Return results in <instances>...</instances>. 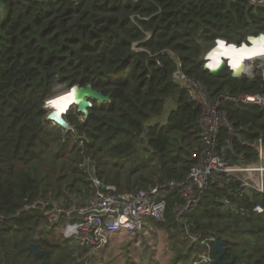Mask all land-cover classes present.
I'll return each mask as SVG.
<instances>
[{
    "label": "trees",
    "instance_id": "16d2710c",
    "mask_svg": "<svg viewBox=\"0 0 264 264\" xmlns=\"http://www.w3.org/2000/svg\"><path fill=\"white\" fill-rule=\"evenodd\" d=\"M263 33L264 6L243 0H0V213L7 218L0 225V264H41L44 258L30 250L32 242L48 252L45 264L71 263L63 258L77 247L50 245L52 235L33 240L39 213L19 218L14 213L26 198L60 194L65 175L81 173L76 136L86 137L82 151L97 157L93 160L100 179L108 165L120 167L134 159L141 141H146L149 161L155 160L144 167L149 178L183 179L194 163L191 152L201 141V111L174 84L172 74L180 64L211 97L263 93L264 80L257 73L252 78H217L204 70L202 60L216 40L240 46ZM56 84L89 85L109 102H92L87 116L76 110L83 122L68 114L66 122L75 133L66 131L46 120L45 104ZM169 99L175 108L159 127L151 121L162 115ZM220 110L238 136L230 140L234 153L254 161L252 145L259 138L264 142V111L225 98ZM227 134L223 127L220 146ZM227 160L238 162L231 153ZM119 176L117 172L113 180ZM155 181L140 175L127 190L145 189ZM76 182L77 192L87 189L75 177L64 190L76 189ZM230 186L232 193L211 185L198 207L180 219L175 207L183 200L169 191L164 221L155 224L169 234L188 228L192 234L221 239L222 264H264V212H250L254 204L264 208V194L239 198L236 181ZM222 197L235 211L223 208ZM217 256L213 243L208 264H220Z\"/></svg>",
    "mask_w": 264,
    "mask_h": 264
},
{
    "label": "built area",
    "instance_id": "2783aa9c",
    "mask_svg": "<svg viewBox=\"0 0 264 264\" xmlns=\"http://www.w3.org/2000/svg\"><path fill=\"white\" fill-rule=\"evenodd\" d=\"M243 1L254 7L264 6V0ZM216 42L220 43L219 40ZM208 53L207 51L202 57L204 62L208 59ZM157 64L159 65V62ZM244 64L245 76L252 78L257 73L264 80L262 56L248 57ZM172 80L185 91L189 102L196 104L201 111L199 117L201 141L191 152L194 163L185 177L181 180L155 181L145 189L119 191L115 185L103 183L96 161L88 158L82 169L87 186V192L84 191L82 197L68 195L63 201L43 197L32 200L26 198L19 210L14 213V217L19 218L25 213L37 212L41 220L45 221L39 222L33 229V240L41 239L43 234L54 236L57 232L59 238L67 245H76L79 249H87L90 255H96L110 243L113 235L141 231L145 221L163 222L165 198L169 191H175L183 200L182 205L175 207L176 219L194 211L211 185L232 193L234 189L230 184L231 181H236L235 191L239 198L264 194V142L260 138L257 139L252 145L256 154L255 160L245 162L244 158L234 153L231 147L230 140L238 139V136L231 128L224 112L220 110V100L225 98L235 103L255 105L264 111V92L238 97L222 95L211 97L202 83L189 78L182 71L180 64L172 74ZM223 127L228 130V136L225 145L220 146L219 133ZM67 128V131L75 133L73 127ZM228 153L233 154L238 162L230 164L227 160ZM221 201L225 210L235 211L234 205L227 198L222 197ZM250 212L262 214L264 208L260 204H254ZM5 221L6 216L0 213V225ZM189 237L192 244L201 248L200 255L191 264L210 263L211 247L217 238L206 233H196ZM202 252L206 255L201 256Z\"/></svg>",
    "mask_w": 264,
    "mask_h": 264
},
{
    "label": "rangeland",
    "instance_id": "374dc122",
    "mask_svg": "<svg viewBox=\"0 0 264 264\" xmlns=\"http://www.w3.org/2000/svg\"><path fill=\"white\" fill-rule=\"evenodd\" d=\"M4 17L5 14L3 13L2 18ZM74 89H78V87L68 88L65 85L56 84L53 87L51 96L47 99L45 104L47 115L55 113V110L48 108V101L53 96H56V94H62V92H69ZM69 107L62 115H60V118L63 119V121L68 125L65 118L68 116V114H74L75 116H77L80 122H83V116H79L75 112L77 110V104H72ZM151 122L157 124L159 127L165 125L163 122H160L159 118H154V120H152ZM148 126H150V123H148L147 127ZM67 129L68 128H64V130L66 131ZM146 131L147 129H145V132ZM78 137L79 138H75L74 141L76 143L79 142L78 149L80 148L83 150L84 143L80 142L83 141V139L86 137L83 135H79ZM146 145V141H141V143L139 144V153H136L134 155V159L123 161V163L121 162L120 164L122 165L120 167H112L111 165H108L106 170L108 172L105 171L104 175L102 176L103 178H101L104 184L114 185V183H116L115 186H118L117 189L119 188V191H123L124 189H128V187H134V181L140 175H143L146 178L148 177L149 181H155L153 177L149 178V174L151 172L144 169V167L152 165V163L155 162V160L152 162L149 161V153L146 151ZM82 150L81 153H79V155L82 154V157L79 158L78 163L76 162V166L81 172L80 174L75 176L77 180L85 179L84 174L82 173V169L86 160H88V158L91 160L93 158H97L96 156L92 158L90 154L86 155ZM42 157L43 155L40 156V159H42ZM99 166L101 169L102 165L100 164ZM117 172H120V176L118 179H116V181H114L113 177L115 176V174H117ZM127 175H129L130 177L129 181L126 180ZM65 176L66 179L63 180L64 187L62 186V190L59 191L60 194L47 193L44 196L46 197V199H57L63 201L68 195L82 197L84 191L87 189L83 188V191L77 192V187L80 186L78 182H76V189L70 191L64 190L65 185L71 184L72 180L75 178H70L68 174ZM158 177H160V175ZM104 178L107 180H105ZM132 190L129 189V191ZM221 211L225 210L222 209ZM39 222L43 223L45 221L40 220ZM190 235H192V233L189 232L188 228H186L185 231L184 229H176L175 231H173V234H169L164 229H160L158 225L153 223L152 221H145L143 222V230L141 231H133L129 234L120 233L113 235L111 237L110 243L105 248L96 253V255H90L87 249L78 248L73 252H68L69 255L67 256L65 254L63 259L68 261V263L71 262L70 264H191L195 259L198 258L200 253L197 251V248L190 244V240L188 239ZM48 241L50 245H65L66 247H69V250H71V246H75L76 248V245H66L63 240L59 238V234L57 232L54 233V236L49 237ZM56 253L57 251H55V254ZM180 255L182 256L179 257ZM205 255L206 254L204 252L201 253V256ZM186 256L187 260H183Z\"/></svg>",
    "mask_w": 264,
    "mask_h": 264
},
{
    "label": "water",
    "instance_id": "95a60500",
    "mask_svg": "<svg viewBox=\"0 0 264 264\" xmlns=\"http://www.w3.org/2000/svg\"><path fill=\"white\" fill-rule=\"evenodd\" d=\"M264 36L263 34H260L256 37H248L247 38V42L246 43H242L240 46L238 45H227L226 42L224 40H219L223 45L228 46H233L238 48L241 47H247L248 45L252 44V41L260 38ZM218 44L216 41L214 43ZM217 47V45L214 46V48ZM214 48H211L210 50H208V52H210L211 50H213ZM204 70L208 71V73L214 77L217 78H223L226 77L227 75H230L233 78H237L241 75H244L245 70H246V65L244 64V62L241 64V66L239 67V69L235 70L231 67V65L229 64V61L224 58L221 57L220 60L218 61V63L214 66L210 65V59H206L205 65H204ZM78 90L82 93L83 95V99L80 101V103L77 104V111L80 113H83L84 116L88 115V108L91 107L92 102H97L98 104L102 105L106 102H109V98L105 97L103 95H101L99 92L95 91L92 89L91 86H86L84 88H78V89H74ZM54 114H50L46 116V120L51 122V123H55L57 125H59L62 128H67L68 125L63 121V119L60 118V116L58 117L57 115ZM67 125V126H66ZM30 250L38 256L43 257V261L41 264H45L48 258V252L46 251H40L37 249V244L36 243H31L30 244ZM214 251L218 254L217 258H216V262L220 263V258L222 257V255L224 254V249L222 248L221 245V239L217 238L214 244ZM222 264V263H220ZM223 264H227V263H223Z\"/></svg>",
    "mask_w": 264,
    "mask_h": 264
},
{
    "label": "bare ground",
    "instance_id": "6f19581e",
    "mask_svg": "<svg viewBox=\"0 0 264 264\" xmlns=\"http://www.w3.org/2000/svg\"><path fill=\"white\" fill-rule=\"evenodd\" d=\"M264 36L252 41V44L247 47L236 48L233 46L223 45L221 42L208 53L210 59V65L215 66L221 57L226 58L229 61L231 67L235 70L239 69L244 62V54L246 52L253 51L256 48V54L263 55ZM248 57V56H247ZM61 91V90H60ZM55 92V91H54ZM83 99V95L78 90H72L69 92H62V94H56L48 101V108L55 110V115L58 117L62 115L70 105L78 104Z\"/></svg>",
    "mask_w": 264,
    "mask_h": 264
},
{
    "label": "crops",
    "instance_id": "0c3cea01",
    "mask_svg": "<svg viewBox=\"0 0 264 264\" xmlns=\"http://www.w3.org/2000/svg\"><path fill=\"white\" fill-rule=\"evenodd\" d=\"M248 46H249V45H248ZM263 47H264V46H263ZM263 47H262V48H263ZM263 49H264V48H263ZM255 50H256V48H254L253 51L246 52V53L244 54V58L246 59V58H248V57H253V56H256V55H260V56H262V57L264 58V55L254 53ZM247 56H248V57H247ZM174 108H175V102H174L173 100L169 99V100L166 102V106H165V110H164V112L162 113V115H161L160 117H158V118L160 119V122H163L164 124H166L165 122H166L167 116H168L169 112H170L171 110H173ZM152 123H153V122H152Z\"/></svg>",
    "mask_w": 264,
    "mask_h": 264
}]
</instances>
